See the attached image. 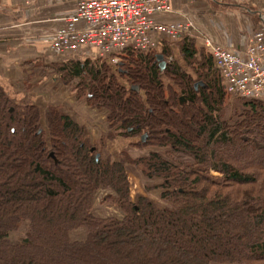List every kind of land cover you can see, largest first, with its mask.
I'll use <instances>...</instances> for the list:
<instances>
[{"label": "trees", "instance_id": "1", "mask_svg": "<svg viewBox=\"0 0 264 264\" xmlns=\"http://www.w3.org/2000/svg\"><path fill=\"white\" fill-rule=\"evenodd\" d=\"M165 43L156 53L128 52L117 71L92 59L58 71L67 83L80 80L78 96L106 109L119 135L192 164L159 153L104 160L71 117L52 107L44 130L40 108L0 85V264H264V102L237 97L225 110L207 49L185 36L180 49L193 73L177 62L162 70L158 53L173 54ZM130 163L164 180L171 209L132 200ZM102 189L113 191L103 202L120 217L94 214Z\"/></svg>", "mask_w": 264, "mask_h": 264}, {"label": "built area", "instance_id": "2", "mask_svg": "<svg viewBox=\"0 0 264 264\" xmlns=\"http://www.w3.org/2000/svg\"><path fill=\"white\" fill-rule=\"evenodd\" d=\"M73 11L61 19L50 38L51 50L60 56L80 50L117 63L128 52L151 54L165 40L176 41L197 30L192 21L163 23L171 14L173 0H68ZM229 96L264 102V19L248 39L244 52L205 39ZM171 62L172 58H169Z\"/></svg>", "mask_w": 264, "mask_h": 264}, {"label": "crops", "instance_id": "3", "mask_svg": "<svg viewBox=\"0 0 264 264\" xmlns=\"http://www.w3.org/2000/svg\"><path fill=\"white\" fill-rule=\"evenodd\" d=\"M73 8L68 0H0V80L11 84L16 79L22 85L27 80V75L21 73V66L32 60L46 67V71H33L41 80L44 72L49 74L47 77L50 78L46 79V83L50 80L58 82L51 76L52 64H68L70 61L86 59L103 62L93 52L86 51L69 56L59 55L58 60L51 59L50 37L61 26L60 19L71 13ZM173 10L171 14L159 16V20L163 23L192 21L197 28L193 35L197 33L200 38L197 41H200L201 46H205V38H210L225 47L244 52L249 37L264 17V0H173ZM107 62L112 64L110 60ZM33 96L37 102L41 100L39 93H34ZM70 102L72 108L65 114L74 121L81 122L85 118V123L89 125L88 109L91 108L87 102ZM48 113L49 109L45 114L46 119ZM86 131L87 137L93 139L94 129L87 126ZM98 138L96 133L94 144Z\"/></svg>", "mask_w": 264, "mask_h": 264}, {"label": "rangeland", "instance_id": "4", "mask_svg": "<svg viewBox=\"0 0 264 264\" xmlns=\"http://www.w3.org/2000/svg\"><path fill=\"white\" fill-rule=\"evenodd\" d=\"M263 19L264 17L262 18V20ZM261 23L255 30H257L261 26ZM190 34L191 35L185 34L182 36V38L180 37L176 41L165 40L163 44H166L165 42H169V44L171 45L170 47L173 51V54L165 59L167 64L177 62L178 64L183 66L184 69L193 73L187 62H185V60L183 59L180 49L181 41L185 39V36H189L191 37V39L195 41L199 50L204 48H205L204 50H206L207 48L206 45L201 46V44H199L200 41L197 40H200V38L197 35V33H195L194 35L193 33ZM159 50L161 51V47ZM83 51L84 50H80L78 54L83 53ZM206 52L210 53V50L207 49ZM51 53H50L52 55L51 59L58 60L57 56L59 55H56L53 52ZM124 57L125 56L119 57V61L117 63L114 62L110 64V66L112 65L111 67L114 69V71L120 69L117 65L124 62V60L126 59V58L124 59ZM169 58H172L171 62H169L170 61ZM51 59L49 58V60ZM39 65L40 64L36 63V60H32L30 62H27L26 65H23V67L21 66L20 69L21 73L23 72V75L25 76L27 75V80L23 79L24 81L22 82V85L17 83L16 79L11 81L12 82L11 84H8L6 80H0V85L6 90V92L9 94L11 98L16 99L17 101L38 106L42 114H44L42 117V125L44 127V130H47L45 114H47L48 109L52 107L57 108L59 111L65 114L67 111H70V108H72L70 102L71 100H75V101L83 100L87 102V94H85L82 97L78 96L80 94L78 86L81 83L79 79L74 78L68 83L66 82L65 73L58 71V68L62 67L65 64L56 63V64H52L51 66V68H53V70L51 71L52 72L51 76H54L56 78V80L58 81L57 83L51 80L48 83H46V79L50 77H47L49 76V74L45 72L43 73V75H41L43 80H41V78H38L35 75V73H33V71H39L41 69L46 71V67ZM125 69L126 68L123 69V72L125 71ZM34 93L40 94L41 96L40 101L37 102L36 99H34L33 96ZM182 98L184 99V97ZM236 99L237 97L229 96L227 94L226 102H225V110L227 107H230ZM60 104L63 105L59 107ZM87 104L92 109V110L88 109V114H89L88 119L90 120V121L88 120L90 122L89 125L88 123L87 124L85 123L87 120H84L85 119L84 117H82L84 118L83 121L81 122L78 120L76 121L85 125V126L81 125L80 123L77 122L80 126L85 128L86 137L88 134V132L86 131L87 126L93 128L95 131L94 134L95 136H93V139L96 137V133L98 134L99 140L95 144L93 143L94 140L91 137L88 136L87 140L91 145L96 146L100 149V152L104 160L110 159L112 161H117L120 160L125 155L132 161L139 162L142 160L149 159L152 153H159L164 159L171 161L173 163L192 164V160L190 158L180 154H172L170 148H158L154 146L144 147V148L137 147L136 143L139 142L140 138H127L119 135L121 131L118 130L117 127L112 128L110 123L108 122L107 119L108 111L106 109L94 108L91 105H89L88 102ZM225 110L222 113L223 115L225 114ZM113 133L116 137L110 139L108 135ZM127 172L130 183L131 198L133 201L137 202V200L140 197H146L156 202L162 208H169V209L172 208V206L167 201L162 199L163 189L161 186L164 183V180L162 178L160 177L149 178L148 176H146V173L144 172V167L139 164H131V163L128 164ZM213 175L218 176L217 173H213ZM107 195L115 196L113 191L111 190L102 189L99 191L94 206V214L102 218L110 217V216L120 217L121 212L115 205H113L110 202H103L104 198L107 197ZM19 239H20V234H15L13 236V241H18Z\"/></svg>", "mask_w": 264, "mask_h": 264}, {"label": "water", "instance_id": "5", "mask_svg": "<svg viewBox=\"0 0 264 264\" xmlns=\"http://www.w3.org/2000/svg\"><path fill=\"white\" fill-rule=\"evenodd\" d=\"M157 59H158V62L160 63V67H161V69L162 70H165V68L167 67V63H166V61H165V57L162 55V54H159L158 56H157ZM202 84V83H201ZM203 85V84H202ZM198 87V85H196V88ZM182 100H184L183 98H182Z\"/></svg>", "mask_w": 264, "mask_h": 264}]
</instances>
